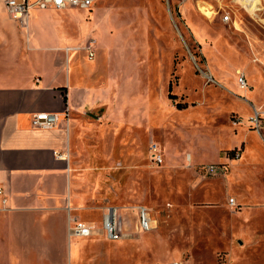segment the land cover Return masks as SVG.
Listing matches in <instances>:
<instances>
[{
	"label": "rangeland",
	"instance_id": "obj_1",
	"mask_svg": "<svg viewBox=\"0 0 264 264\" xmlns=\"http://www.w3.org/2000/svg\"><path fill=\"white\" fill-rule=\"evenodd\" d=\"M69 9L80 16L68 21L76 53L102 65L93 103L65 121L73 192L98 223L94 242L77 238L73 264H264V127L249 125L254 106L264 111V0H96ZM4 10L0 0V25L11 30ZM47 25L56 40L62 28ZM29 32L39 35L33 20ZM234 149L240 158L229 156ZM218 161L229 167L225 177L201 170ZM110 206L122 212L121 240L102 230ZM140 207L150 211V231L137 227Z\"/></svg>",
	"mask_w": 264,
	"mask_h": 264
},
{
	"label": "crops",
	"instance_id": "obj_2",
	"mask_svg": "<svg viewBox=\"0 0 264 264\" xmlns=\"http://www.w3.org/2000/svg\"><path fill=\"white\" fill-rule=\"evenodd\" d=\"M74 11L33 9L30 28L32 20L40 28L34 39L9 14L12 29L0 25V264H73L82 253L77 238L96 240L70 232L75 219L98 226L73 192V132L65 121L69 112L93 103L102 68L76 53L68 24L80 18ZM50 22L62 28L56 40L44 34ZM44 111L58 113L59 125L35 126Z\"/></svg>",
	"mask_w": 264,
	"mask_h": 264
},
{
	"label": "built area",
	"instance_id": "obj_3",
	"mask_svg": "<svg viewBox=\"0 0 264 264\" xmlns=\"http://www.w3.org/2000/svg\"><path fill=\"white\" fill-rule=\"evenodd\" d=\"M5 7L10 17L17 22V24L24 29L29 31L31 24V13L33 9H46L55 7L58 9H66L70 7H78L84 9H92L96 0H4ZM225 22L230 20L229 15L223 16ZM97 45L96 39H90L89 43L84 46V49L88 52L89 57L92 59L96 55L95 47ZM67 50H70L68 48ZM238 83L244 91H249L251 85L248 82L247 75L244 71L238 70ZM239 123L240 120H238ZM236 122V123H238ZM60 116L56 112L44 111L37 114L33 120V124L38 127L50 128L59 125ZM250 127L261 129L264 127V111L254 107V113L249 118ZM151 151L153 158L157 164L164 162V156L158 147L156 142L151 143ZM241 154L236 153L235 158H240ZM201 170L209 176L213 177H225L229 172V167L223 163H209L201 165ZM1 192V190H0ZM229 202L232 206H236V198L231 197ZM138 216V229L142 232L150 231L153 229V219L150 211L145 207H140L137 210ZM102 230L104 235L110 240H121L125 236L126 227L123 222V216L120 208L116 206L107 207L102 222ZM71 235L77 237H91L96 233V227L87 223L86 221L75 219L73 225L70 228ZM155 264H182L178 260L170 261H158Z\"/></svg>",
	"mask_w": 264,
	"mask_h": 264
},
{
	"label": "trees",
	"instance_id": "obj_4",
	"mask_svg": "<svg viewBox=\"0 0 264 264\" xmlns=\"http://www.w3.org/2000/svg\"><path fill=\"white\" fill-rule=\"evenodd\" d=\"M169 90H170V96H171V97H174L175 95H173V94H172V91H171V90H172V85H170V89H169ZM179 104H180V103H179ZM180 106H181V105H179V107H180ZM237 152H238V151H236V149H234L233 151H231V153H230L229 156H230L231 158H235Z\"/></svg>",
	"mask_w": 264,
	"mask_h": 264
}]
</instances>
